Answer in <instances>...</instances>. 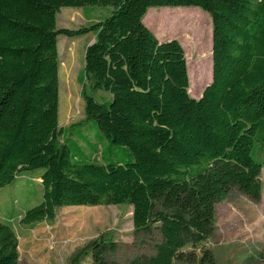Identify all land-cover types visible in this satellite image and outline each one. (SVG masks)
<instances>
[{
    "label": "trees",
    "instance_id": "trees-1",
    "mask_svg": "<svg viewBox=\"0 0 264 264\" xmlns=\"http://www.w3.org/2000/svg\"><path fill=\"white\" fill-rule=\"evenodd\" d=\"M63 7L88 20L92 8L108 13L59 29ZM151 7L210 16L213 39L196 34L203 82L212 57L198 98L183 47L143 23ZM90 32L78 77L85 119L61 134L57 37ZM89 122L94 143L81 132ZM263 167L264 0H0V189L25 170L38 171L42 187L21 224L51 222L60 207L128 204L135 233L157 230L160 240L127 264H216L204 246L215 206L233 189L259 201ZM116 249L101 234L71 263L90 254L91 264H117L106 257ZM18 258V237L0 218V264Z\"/></svg>",
    "mask_w": 264,
    "mask_h": 264
},
{
    "label": "rangeland",
    "instance_id": "rangeland-1",
    "mask_svg": "<svg viewBox=\"0 0 264 264\" xmlns=\"http://www.w3.org/2000/svg\"><path fill=\"white\" fill-rule=\"evenodd\" d=\"M107 13L104 9L92 8L91 19L88 20L82 9L63 7L56 15V26L75 30ZM144 22L159 40L176 39L183 47L192 74L190 96L198 98L211 81L212 57L208 56L206 60L204 72L208 79L203 82L198 76L202 40L196 34L204 29L207 37L212 35L210 16L196 7H151L143 18ZM93 39L91 32L76 37L63 34L57 37L58 124L61 134L85 119L82 85L78 77L84 68L85 48ZM96 94L108 97L102 91ZM81 132L91 143L95 142L96 129L92 122ZM80 144L88 153L87 148ZM119 155L126 158L123 152ZM260 179L262 191L259 201H253L233 189L216 204L214 230L204 242L216 264H264V167ZM41 200L38 171L25 170L11 184L0 189V218L11 223L18 237V264H72L76 249L101 234L117 244V249L106 255L107 259L127 264L134 257L153 254L154 244L160 240L157 230L151 234L135 233L132 207L128 204L60 207L51 222L42 221L33 226L21 224L22 214ZM77 264H91L90 254L84 255Z\"/></svg>",
    "mask_w": 264,
    "mask_h": 264
},
{
    "label": "water",
    "instance_id": "water-1",
    "mask_svg": "<svg viewBox=\"0 0 264 264\" xmlns=\"http://www.w3.org/2000/svg\"><path fill=\"white\" fill-rule=\"evenodd\" d=\"M213 39L212 35H211V40ZM211 52H212V46H211Z\"/></svg>",
    "mask_w": 264,
    "mask_h": 264
},
{
    "label": "crops",
    "instance_id": "crops-1",
    "mask_svg": "<svg viewBox=\"0 0 264 264\" xmlns=\"http://www.w3.org/2000/svg\"><path fill=\"white\" fill-rule=\"evenodd\" d=\"M211 74H212V71H211ZM211 77H212V75H211ZM211 79V78H210Z\"/></svg>",
    "mask_w": 264,
    "mask_h": 264
}]
</instances>
